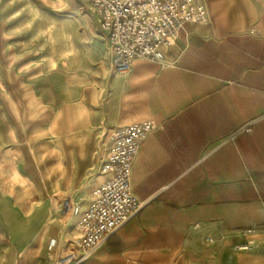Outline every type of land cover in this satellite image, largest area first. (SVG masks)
Here are the masks:
<instances>
[{
  "label": "crops",
  "instance_id": "obj_1",
  "mask_svg": "<svg viewBox=\"0 0 264 264\" xmlns=\"http://www.w3.org/2000/svg\"><path fill=\"white\" fill-rule=\"evenodd\" d=\"M201 2L207 23L180 30L166 67L136 60L115 76L88 38L52 48L53 70L28 60L22 87L3 74L0 264H50L49 241L79 220L65 225L63 198L84 213L106 180L107 134L145 121L156 128L131 184L146 205L85 264H264V0Z\"/></svg>",
  "mask_w": 264,
  "mask_h": 264
},
{
  "label": "built area",
  "instance_id": "obj_2",
  "mask_svg": "<svg viewBox=\"0 0 264 264\" xmlns=\"http://www.w3.org/2000/svg\"><path fill=\"white\" fill-rule=\"evenodd\" d=\"M101 34L106 36L116 74H126L133 63L147 59L167 66L163 47L171 45L187 23H207V13L199 0H94ZM152 121L116 128L107 134L109 148L100 172L106 180L98 186L89 208L66 199L64 216L80 217L76 234L59 244L48 243L53 264H84L118 229L146 205L132 190L131 178L136 156L155 129ZM251 229L244 230L245 235ZM248 242L235 244V251H250Z\"/></svg>",
  "mask_w": 264,
  "mask_h": 264
},
{
  "label": "rangeland",
  "instance_id": "obj_3",
  "mask_svg": "<svg viewBox=\"0 0 264 264\" xmlns=\"http://www.w3.org/2000/svg\"><path fill=\"white\" fill-rule=\"evenodd\" d=\"M199 1L204 5L201 0ZM204 7L208 21V11L205 5ZM101 33L94 0H0V78L2 85H8V76H3V74L11 71L18 76L17 79L20 80L19 86L22 87L24 85L25 63L28 60L33 62L31 66L35 68L38 62L47 59L50 69L53 70L52 61L50 57H47V53L51 52L52 48L60 46L70 48L73 47L72 43L79 44L80 42H85L88 38H93L103 44L104 50L110 58L112 73L115 76L129 74L131 71L126 74H116L114 72L108 41L106 36ZM167 47H163L165 54V48ZM42 50L43 53L41 52ZM66 53L69 54L68 51ZM67 59L71 62L73 57L69 56ZM69 69L71 70L72 67H69ZM242 131L249 133L251 130L246 126ZM106 137L107 152L109 138L108 136ZM66 199L75 204L70 196H66L62 200L61 215L65 225L70 223L71 219L74 218L70 215L64 216L63 204ZM46 261L53 264L48 256V252Z\"/></svg>",
  "mask_w": 264,
  "mask_h": 264
}]
</instances>
